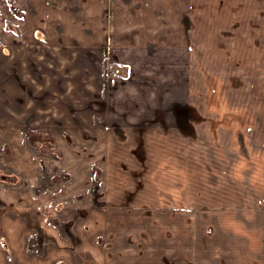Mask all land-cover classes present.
Segmentation results:
<instances>
[{
  "label": "crops",
  "instance_id": "obj_1",
  "mask_svg": "<svg viewBox=\"0 0 264 264\" xmlns=\"http://www.w3.org/2000/svg\"><path fill=\"white\" fill-rule=\"evenodd\" d=\"M16 4V31H0V43L10 33L12 44H19L25 30L20 23L25 21L35 33L29 41L45 50V58L43 64L36 63L39 66L29 60L26 66H15L17 58L14 66L0 63V264H115L117 251L115 255L101 251L98 222L81 218V192L52 196L36 190L43 164L25 142L27 134L53 136L60 151L73 147L74 156L65 158L62 170L76 176L75 181L87 175L84 167L147 168L151 142L170 134V152L182 151L184 157L177 159L174 152L170 165L193 166V158L204 168L198 180L205 183L207 167L214 166L215 179L207 184L213 183L216 191L224 189L225 175L217 170L224 166L237 168V174L250 169L247 183H264V0H17ZM211 7L216 24L214 44L208 46L213 36L194 31L191 24L194 8L203 24ZM40 29L41 44L35 37ZM208 54L214 55L213 63ZM51 56L56 60L48 66L45 59ZM193 62L199 63L198 68ZM201 66L215 68L213 91L206 77L195 76ZM113 72L121 78L115 79ZM211 99L213 110L207 107ZM68 136L74 142H68ZM140 147L143 157L133 153ZM115 151L132 155L116 156ZM72 166L74 172L69 171ZM14 172L20 178L15 182ZM188 181L187 194H192L194 187ZM197 193V198L203 197ZM73 196L78 203L70 208L51 207L52 199L59 202ZM172 198L170 205L175 206ZM182 198L186 204L184 192ZM174 206L170 213L217 216L222 211L217 206ZM58 213L63 233L48 221ZM217 228H222L217 222L213 228L205 227L214 233ZM207 237L198 240L202 252L185 256V263L264 264V240L238 241L245 248L241 252L233 242L226 248L216 236ZM176 243L186 240H173Z\"/></svg>",
  "mask_w": 264,
  "mask_h": 264
},
{
  "label": "rangeland",
  "instance_id": "obj_2",
  "mask_svg": "<svg viewBox=\"0 0 264 264\" xmlns=\"http://www.w3.org/2000/svg\"><path fill=\"white\" fill-rule=\"evenodd\" d=\"M16 1L0 0V31L6 30L13 33L16 31L17 26L14 25V15L17 9ZM19 1L20 3L23 2V0ZM213 9L214 7L207 8L206 22L202 24L201 21L200 24L197 16L198 8H194L196 17L194 16L195 20L191 24L194 31H204L207 36H213V38L207 40L208 46L214 44L216 23ZM21 26L22 29L25 27V30L23 34L20 32L22 36L19 35L18 37L19 44H12L14 36H11L10 33L5 36L2 44L0 43V63L2 66H14L12 65L14 58H17L19 62L15 66H26L24 63L28 60L34 62L37 66L39 65L36 63L42 62L43 64L44 62L43 53L45 50L33 47L29 41L34 40L35 33L30 30L25 21L20 23V28ZM39 31L37 30L35 37L40 43L44 40V37L41 29ZM0 39H2V35H0ZM196 41H198V38ZM195 45L198 46V43ZM78 52L81 56L82 53ZM206 57H210V61L212 60L213 63L214 55L208 54ZM49 58V60L47 58L45 60L48 66H51L50 64L56 59L53 56ZM195 60L198 62V54L195 55ZM196 62L193 63L198 68L199 63ZM206 67L207 70H204L201 66L200 70L197 69L194 73L196 77L199 75L206 77L208 89L212 88L213 91L215 68L214 66ZM210 101L211 104L208 101L207 107H209V110H213L215 109L213 99ZM150 137L154 138L153 135L148 136V138ZM24 138L28 146L33 149L35 157L43 164V166H40L38 178L36 179L38 182L36 190L51 192L52 196L59 192L67 194L81 192L80 200L83 206L81 218L85 220L92 217L93 222H98V241L101 251L103 254H110L113 251L114 255L117 251L116 256L113 257L115 264H172L175 260H179L176 264H189L183 261L184 257L199 255L203 248L200 246V242H202L200 239H203L206 235L209 236L207 238L216 236V238L222 240V245L226 248L233 242V246H239L238 249L241 252L245 251V248L239 242H246L250 237L254 238L256 242L264 240V193H262L264 183H247V180L251 178L250 169L244 168V174H237V168L224 166L223 168H217L218 172L222 171V174L225 175L224 189L222 192L216 191L213 183L207 184L215 179L213 171L215 172L216 169L214 166L207 167L206 177L208 182L205 183L198 180L199 175L204 174V168L197 166L193 158V166L184 167L180 164L181 168H179L170 165L174 152L175 158L181 160L184 158L182 151L170 152V134L163 135V140L151 142L152 148L146 151V156L149 159L147 168H144L142 164L140 166L131 164L111 166L109 164V166L102 165L97 168L84 167L83 174L84 171H87L86 174L91 177L87 178V175H83L81 181H75L76 176L72 177L70 173L62 170L66 159L74 156L73 147H69L71 149L66 151L57 150L54 147V144H56L54 137L46 134H27ZM66 138L68 142H74L72 136ZM174 139L176 140L177 137ZM175 143L182 142L175 141ZM78 153H82L80 147ZM83 153L85 154L87 151ZM133 153H137L139 157H143L144 154L142 150ZM194 153H197V150ZM214 154L211 151L210 158H214ZM229 154L228 151L224 153L226 161ZM115 155L131 157L132 152L115 151ZM194 158H198V156ZM155 162H158L157 166L154 165ZM143 168L147 171L145 172ZM73 169H75L74 166L69 171L74 172ZM17 175L14 172V182L20 179L19 177L16 178ZM188 180L192 181V187H194L192 194H187V187H191ZM118 182L121 183L120 186ZM250 185L254 186V192ZM118 186L122 189H118ZM198 191L202 192V198H197ZM182 192L186 194V198L188 197L185 201L186 204H184ZM219 194L222 195L221 198H219ZM172 196L175 200V206L170 205V200L173 199ZM57 201L58 199H52L51 207L70 208L69 204L73 203L71 204L73 206L77 199L73 196ZM187 205L190 207L199 205L217 206V209L222 211L217 216L206 213L195 214L193 212L192 214L184 212L170 213V206L184 208ZM194 212H197L196 208ZM61 219L62 217L58 213L48 221L51 226L57 227V231L63 233L64 223ZM215 222L222 225V228L220 231L217 228L215 233L213 229H210L209 234L206 229L213 228ZM200 225H202V230ZM173 240H186V243L173 244ZM235 242H238L239 245H236ZM119 250H123L122 253L118 254ZM173 255H175V260H173ZM102 264H112V262L107 263L105 261ZM242 264L245 263L242 262Z\"/></svg>",
  "mask_w": 264,
  "mask_h": 264
},
{
  "label": "built area",
  "instance_id": "obj_3",
  "mask_svg": "<svg viewBox=\"0 0 264 264\" xmlns=\"http://www.w3.org/2000/svg\"><path fill=\"white\" fill-rule=\"evenodd\" d=\"M112 76L115 78V79H120L121 78V75L116 73V72H113L112 73Z\"/></svg>",
  "mask_w": 264,
  "mask_h": 264
}]
</instances>
